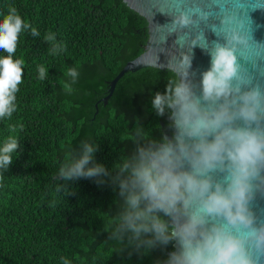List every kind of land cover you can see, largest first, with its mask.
I'll list each match as a JSON object with an SVG mask.
<instances>
[{
  "label": "trees",
  "instance_id": "1",
  "mask_svg": "<svg viewBox=\"0 0 264 264\" xmlns=\"http://www.w3.org/2000/svg\"><path fill=\"white\" fill-rule=\"evenodd\" d=\"M9 6L40 36H19L13 58L25 64L17 110L0 119V145L9 136L21 145L0 171V264H165L173 241L153 247L151 234L116 231L123 197L114 178L138 143L165 133L168 110L157 116L151 101L177 77L153 67L126 72L103 101L108 83L142 52L145 19L122 0H0V19ZM48 32L64 46L58 54L43 39ZM73 67L80 72L75 83L66 75ZM83 143L98 146L88 166L103 164L108 176L64 180L60 167L79 158Z\"/></svg>",
  "mask_w": 264,
  "mask_h": 264
},
{
  "label": "clouds",
  "instance_id": "2",
  "mask_svg": "<svg viewBox=\"0 0 264 264\" xmlns=\"http://www.w3.org/2000/svg\"><path fill=\"white\" fill-rule=\"evenodd\" d=\"M172 23L183 27L192 20L181 11ZM26 31L40 36L9 6L0 19V51L7 53L0 56V119H11L17 110L16 93L23 82L25 60L13 57L19 36ZM43 39L51 54L62 51L64 46L52 32ZM240 40L236 34L226 33L225 43L205 47L211 59L201 73L199 94L188 79L191 59L182 54L175 65L179 78L170 80L164 92H156L151 101L157 116L168 110L172 136L146 145L138 143L117 166L119 174L114 179L123 207L122 224L116 231L128 230L135 237L151 234L153 239L147 243L153 247L175 239L178 249L170 253L167 264H256L246 244L264 249V223L257 227L249 208L253 181L264 182V91L259 87L241 91L233 84L239 79L233 42ZM153 57L148 52L143 62L156 66ZM38 73L45 80L48 70L40 66ZM66 75L75 83L78 67L69 68ZM64 87L72 91L70 84ZM128 139L136 140L132 134ZM20 148L16 136L0 145V171L7 172ZM82 148L79 158L60 167V176L64 180L108 176L103 164L88 166L98 146L83 143ZM96 183L99 186L105 181Z\"/></svg>",
  "mask_w": 264,
  "mask_h": 264
},
{
  "label": "water",
  "instance_id": "3",
  "mask_svg": "<svg viewBox=\"0 0 264 264\" xmlns=\"http://www.w3.org/2000/svg\"><path fill=\"white\" fill-rule=\"evenodd\" d=\"M133 12L146 21L147 38L142 52L125 63L118 74L108 83V94L112 93L118 79L126 72L153 67L171 71L177 79L176 62L182 54L191 59L188 79L194 91L200 92L201 73L210 66V56L205 47L211 49L215 43H225V34H236L241 38L234 41L235 54L239 65V85L241 91L259 87L264 91V0H122ZM187 13L192 23L187 26H173V18L179 12ZM151 52L156 58V66L143 62L146 53ZM153 57V58H154ZM165 120L169 123L170 117ZM163 126V123H161ZM174 129L166 127L163 136L171 137ZM264 176V172L261 173ZM254 189L249 201V208L258 227L264 223V182L253 181ZM172 221H169L171 224ZM241 231H247L241 229ZM172 251L178 249L172 240ZM248 253L256 264H264V249H257L251 242L246 244ZM166 254L165 264L170 257Z\"/></svg>",
  "mask_w": 264,
  "mask_h": 264
},
{
  "label": "flooded vegetation",
  "instance_id": "4",
  "mask_svg": "<svg viewBox=\"0 0 264 264\" xmlns=\"http://www.w3.org/2000/svg\"><path fill=\"white\" fill-rule=\"evenodd\" d=\"M165 133H167V132H166V129H165ZM163 135H164V134H163Z\"/></svg>",
  "mask_w": 264,
  "mask_h": 264
}]
</instances>
